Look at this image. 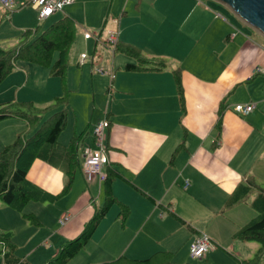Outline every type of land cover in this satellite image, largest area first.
Masks as SVG:
<instances>
[{
    "label": "crops",
    "instance_id": "obj_1",
    "mask_svg": "<svg viewBox=\"0 0 264 264\" xmlns=\"http://www.w3.org/2000/svg\"><path fill=\"white\" fill-rule=\"evenodd\" d=\"M31 2L15 0L13 11H7L0 0V47L13 46L26 30L42 25ZM90 2L77 0L66 8L85 10ZM220 5L205 0H122L116 11L108 13L111 27L118 31L117 40L140 48L148 58L167 61L168 69L127 72L130 58L112 61L108 72L104 66L98 67L110 76L114 73L106 91L110 93L109 109L107 115L93 114L80 133L76 120L75 135L85 134L79 156L82 149L83 161L84 151L97 147L94 133L88 138L89 131L107 116L109 168L118 171L113 194L128 206L130 214L122 223L121 207L114 205L87 247L69 264H104L121 256L143 260L164 251L176 255L199 233L209 235L213 244L201 259L203 264H241L260 249L256 242L234 237L258 217L251 208L257 194L247 203L232 208L227 204L248 176L264 185V73L257 72L264 69V46L252 39L244 25L231 20L228 7ZM63 16L58 12L47 21L53 23ZM111 53L114 58L113 49ZM249 59L254 60L252 66L247 65ZM177 69L183 73L185 114L173 73ZM38 82L33 64L20 62L0 85V104H52L58 93L38 95ZM222 102L226 109L218 139L216 124ZM240 104H254L255 109L241 116L233 110ZM185 131V148L173 158ZM13 136L10 130L0 135V152ZM82 161L68 195L55 203L30 202L26 206L25 213L37 216L39 226L0 201V235H13L20 259L46 264L82 233L104 204V183H88ZM27 178L52 195H59L67 182L61 168L41 160L33 163ZM67 197L71 202L60 204ZM66 215L72 219L61 225ZM3 254L0 245V264H4Z\"/></svg>",
    "mask_w": 264,
    "mask_h": 264
},
{
    "label": "trees",
    "instance_id": "obj_2",
    "mask_svg": "<svg viewBox=\"0 0 264 264\" xmlns=\"http://www.w3.org/2000/svg\"><path fill=\"white\" fill-rule=\"evenodd\" d=\"M41 28L42 26H39L26 30L19 41L10 48L0 47V85L13 73L20 62H24L50 68L52 76L60 80L63 89V96L56 97L54 104L45 109L38 108L33 102L0 104V122L10 118L23 119L27 122L29 131L35 129L41 122L42 117L38 112L55 107L62 108L61 111L50 116L32 136L29 137L26 132H23L0 152V201L21 213L34 226L41 225V222L34 214L25 213L26 206L30 202L55 203L70 193L76 172L81 167L79 147L85 137L84 133L76 134L68 145L59 143L69 122V106L71 104V90L68 82L69 54L76 40L77 23L72 17L66 15L51 23L43 33L39 34ZM113 52L123 54L133 60L125 66L127 72H158L168 69L167 61L148 58L140 48L130 43L118 40L113 45ZM55 55H58L56 61H54ZM173 73L181 112L185 114L183 73L181 69H177ZM252 79L254 76L248 81ZM225 104L226 102H222L218 112L219 120L216 124L218 139L222 134ZM186 135L185 131L183 142L176 149L173 158L185 148ZM36 160L44 161L64 171L67 182L59 195H52L28 180L27 175ZM109 166L107 179L104 182V204L96 209L94 216L86 223L82 233L77 238L65 243L58 254L46 264H69L75 259L87 247L100 223L114 205L121 207L119 217L122 223L127 221L130 209L113 194V183L118 177V171L115 168L110 169ZM255 193L257 195L251 202V208L258 214V217L241 228L234 237L239 241L256 242L260 245V249L253 259L243 261L241 264H259L264 257V185L260 184L253 176H248L238 185L227 204V208H232L247 203ZM0 245L4 248V264H31L17 256V245L12 234L0 235ZM174 257L175 254L164 251L143 260L121 256L104 264H193L191 262L176 263Z\"/></svg>",
    "mask_w": 264,
    "mask_h": 264
},
{
    "label": "rangeland",
    "instance_id": "obj_3",
    "mask_svg": "<svg viewBox=\"0 0 264 264\" xmlns=\"http://www.w3.org/2000/svg\"><path fill=\"white\" fill-rule=\"evenodd\" d=\"M155 0H152L154 2ZM206 2H210L214 6H221L213 0H205ZM126 2V0H125ZM137 0H135V3ZM122 4V0H91L85 10H81L78 7H75L73 11L71 9L65 8L63 10L67 16L72 17L77 23V34L75 43L69 54V72H68V82L70 81V90L73 91L72 97L73 101L69 106V122L66 130L62 133L59 143L61 145H68L71 139L75 136L74 126L76 124V120H78V133L83 132L84 129L89 125L90 119L94 114L96 117L98 115H102L106 113L108 107V99L109 94L106 92L107 88L110 87L112 82V77L110 74H103L97 71L98 67H105L107 70V66L112 64V61L118 60L119 58H127V56L123 54H114L111 53L113 49V45L109 43V36L112 34H117V29H113L111 26L113 25L112 18L108 19V13L110 11H116L120 5ZM218 4V5H217ZM135 5V4H134ZM15 6V5H14ZM13 6V7H14ZM13 9V8H12ZM13 11V10H12ZM62 14L66 16L64 13ZM232 12V11H231ZM231 14V20L237 25L240 24V27L244 25V28L247 32H252V39L256 40L258 43H261L264 46V39L262 40L257 34L251 31V27L241 21L235 13ZM9 15H6L7 18ZM235 18V19H233ZM236 20V21H235ZM39 21L40 19L39 16ZM53 20L50 21H42V28L40 29L39 34L43 33V31L51 25ZM231 22V23H233ZM236 31V29H234ZM89 34L91 39L87 40L85 35ZM231 35L233 33L231 32ZM263 37V36H262ZM12 45L8 44L7 48H10ZM111 50V51H110ZM83 55L87 57V59L83 60ZM58 59V55H55L54 61ZM130 60V59H129ZM131 62L133 60L131 59ZM254 60L249 59L247 61L248 66L253 65ZM24 63V62H22ZM36 70H38L39 82L36 87L38 95H43L46 92L56 91L58 93L57 97L63 96L62 84L60 81L54 79L51 74L50 68L48 67H39L33 65ZM111 73V72H110ZM114 75V73H113ZM52 80H56L53 83ZM72 86V88H71ZM29 87H33L32 84ZM38 95H32L37 97ZM34 103V102H33ZM54 104V100L51 106ZM35 105L40 108L36 103ZM48 106L41 107V109H45ZM25 108V107H24ZM61 107L43 110L42 112H38L41 115L42 119L40 124L33 130L29 131V127L26 126L27 122L23 119L12 118L6 120L0 124V135L5 133L6 131H13L14 136L12 137L11 143H13L18 135L26 132L30 137L35 131L40 128V126L50 118L54 113L61 111ZM77 116V117H76ZM101 117V116H100ZM77 118V119H76ZM96 122V121H95ZM22 125V126H21ZM90 136L86 137L91 138L94 133V128H90ZM10 145V142H8ZM8 146V145H7ZM82 149H80V161H82ZM83 162V161H82ZM66 202H71L70 197H67L61 201L60 204H64ZM63 206V205H62ZM188 229V228H187ZM189 232V231H188ZM190 246H185L181 250H179L175 255L176 263H188L191 262L193 264H203L201 260H192L190 258L189 252ZM205 263V262H204ZM259 264H264V257Z\"/></svg>",
    "mask_w": 264,
    "mask_h": 264
},
{
    "label": "built area",
    "instance_id": "obj_4",
    "mask_svg": "<svg viewBox=\"0 0 264 264\" xmlns=\"http://www.w3.org/2000/svg\"><path fill=\"white\" fill-rule=\"evenodd\" d=\"M4 8L7 11H11L15 0H1ZM77 3V0H32L30 5L39 13L42 21H47L53 15L58 12H63L66 7L73 6ZM87 40L91 39L89 34L85 35ZM109 43L115 45L117 36L112 34L108 39ZM87 57L83 55L85 61ZM99 73H105L103 68L97 69ZM258 73H264V69H258ZM111 76H113L111 74ZM109 98H110V93ZM255 109L254 104H240L234 107V112L247 116ZM107 115V113H106ZM105 115V116H106ZM110 123L107 116L101 120L94 128V137L97 147L95 149H86L83 155L82 171L88 183H94L96 181L104 183L107 179V168L110 164L109 147H108V129ZM186 187L189 186L187 181ZM72 217L66 215L60 220L61 225L68 224ZM190 258L192 260L203 259L213 248L212 239L205 233H199L196 235L190 243Z\"/></svg>",
    "mask_w": 264,
    "mask_h": 264
},
{
    "label": "water",
    "instance_id": "obj_5",
    "mask_svg": "<svg viewBox=\"0 0 264 264\" xmlns=\"http://www.w3.org/2000/svg\"><path fill=\"white\" fill-rule=\"evenodd\" d=\"M264 37V0H214Z\"/></svg>",
    "mask_w": 264,
    "mask_h": 264
}]
</instances>
